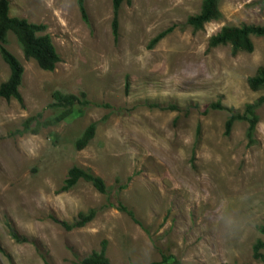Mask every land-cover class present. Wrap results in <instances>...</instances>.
Segmentation results:
<instances>
[{"label": "rangeland", "instance_id": "1", "mask_svg": "<svg viewBox=\"0 0 264 264\" xmlns=\"http://www.w3.org/2000/svg\"><path fill=\"white\" fill-rule=\"evenodd\" d=\"M8 2L9 16L46 25L60 60L41 69L7 33L23 76L21 104L0 97V264H79L93 251L111 264H264V247L252 255L264 242V103L251 145L245 120L224 135L229 112L209 107L242 113L263 94L246 78L264 66V37H251L250 52L207 48L225 24L264 26V0H220L221 18L196 32L181 25L201 0L122 2L116 39L112 0H84L86 23L75 0ZM8 74L0 57V82ZM56 90L79 100L52 108ZM73 165L102 178L104 192L83 179L59 192ZM90 208L81 227L57 222Z\"/></svg>", "mask_w": 264, "mask_h": 264}, {"label": "trees", "instance_id": "2", "mask_svg": "<svg viewBox=\"0 0 264 264\" xmlns=\"http://www.w3.org/2000/svg\"><path fill=\"white\" fill-rule=\"evenodd\" d=\"M77 8L79 10L81 19L86 23L88 22V16L86 13L84 0H75ZM122 2L129 4L131 0H112V18L110 21L111 32L113 37H118V10ZM8 0H0V57L8 66L9 74L7 78L0 82V97L5 100L11 98L16 99L20 104L22 103V97L19 92V86L22 82L23 66L17 57L11 53L5 46L7 33L12 32L19 44V47L25 58L33 59L36 64L44 70H52L60 60L59 54L56 52L55 47L51 41L48 33H45L46 25L43 23L29 22L24 18L14 17L8 15ZM220 0H201L198 11L194 14L188 15L181 26H189L192 32H196L203 28L206 22L211 20H218L221 18V12L219 9ZM172 26H169L154 37H152L148 44V48H152L164 35L168 34L172 30ZM252 36L264 37V26L241 24L239 26L225 24L219 28V30L211 34L207 40V48L216 47L219 45H229L230 52L232 54L238 51L250 52L253 49ZM246 84L252 91L263 90V94L257 97L254 102L244 105L242 113L234 112L230 107H226L219 102H214L209 107L214 109H223L229 112L228 117L224 122V135H228L233 123L235 121L245 120L247 122V128L245 131L247 144L251 145L255 142L254 131L258 121V115L255 113V109L264 103V66L257 67L255 73L246 78ZM82 101L85 102V96L83 92H80ZM52 99L49 106L64 107L79 100L78 97L71 93H61L58 90L53 91ZM29 118L23 122V129L19 132L23 133L29 128ZM42 125H47L43 122ZM95 122L90 123L82 133L74 141L75 148L77 150L82 149L93 138L95 133ZM37 128L31 129L32 133L37 132ZM79 179L89 181L92 186L99 192H104L105 185L97 175L78 167L71 166L67 169L66 177L62 181V185L58 188L59 192L67 191L71 188ZM94 216V210L90 208L86 213L79 212L77 218L72 223L65 221H57L63 228L70 230L74 227H81L85 223L89 222ZM10 235L16 241H25V237H19V235L12 229H10ZM260 231L264 233V227L260 228ZM104 242V241H103ZM264 247V242L256 240L253 245V257H263L260 253V248ZM79 264H111L104 256L103 252L93 251L89 256L80 260Z\"/></svg>", "mask_w": 264, "mask_h": 264}]
</instances>
